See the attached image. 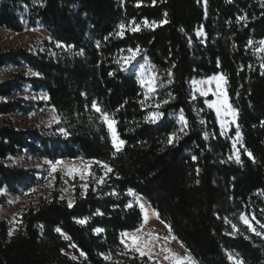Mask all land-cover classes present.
I'll use <instances>...</instances> for the list:
<instances>
[{
  "label": "trees",
  "instance_id": "1",
  "mask_svg": "<svg viewBox=\"0 0 264 264\" xmlns=\"http://www.w3.org/2000/svg\"><path fill=\"white\" fill-rule=\"evenodd\" d=\"M145 18L167 23L150 29ZM133 20L139 31H131ZM0 27H42L52 37L0 50V68L20 69L0 81V114L50 106L59 117L51 127L0 125V188L19 193L36 182L35 170L14 161L25 153L93 162L86 191L74 187L72 207L57 178L50 197L24 209L19 232L10 236L0 219V264H160L122 242V232L143 221L131 192L198 264H234L229 253L243 264H264V235L250 233L240 219L264 222V53L253 50L264 39V0H0ZM137 48L126 64L125 52ZM143 62L155 77L154 91L136 74ZM218 74L239 113L240 163L229 159L236 128L224 135L206 103L211 96L191 85ZM26 84L47 99L18 96ZM93 101L116 121L126 142L121 150ZM151 113L161 114L156 122L145 119ZM174 132L178 139L170 144Z\"/></svg>",
  "mask_w": 264,
  "mask_h": 264
},
{
  "label": "rangeland",
  "instance_id": "2",
  "mask_svg": "<svg viewBox=\"0 0 264 264\" xmlns=\"http://www.w3.org/2000/svg\"><path fill=\"white\" fill-rule=\"evenodd\" d=\"M201 29L202 28L198 29L196 33ZM199 37L202 38L204 37V31H203V35ZM51 38H52L51 35L42 27L25 28L21 32H13L4 27H0V50H5L19 45L22 46L35 45L40 43L44 39L51 40ZM124 55L125 57H127L130 55V53L126 51ZM141 65H144L143 69H141ZM141 65L137 67L136 74L138 76L139 81L141 79H144L147 82L150 78H152L151 70L149 69L148 65L145 62H143ZM19 70L20 69L14 68L11 65L0 68V81L9 78L14 72H17ZM219 76H221V74L211 76L208 78L191 80V85L195 92H198L205 97L211 96V99L206 101L208 106L213 102L219 103V100L222 99L220 95L222 90L226 91L227 93L226 84L221 82V85L218 88L217 80L213 79L214 77H219ZM141 85L144 88H146V90L149 91V86L147 84H141ZM17 95L25 98L26 100H33V101L47 99V95L45 93L32 91L28 84H26L23 87L22 91ZM228 101L230 103L229 97H228ZM210 108L214 110L220 129L224 135H228L231 127L234 128L237 127L238 117L236 118L235 123H233L232 117L230 115H225L222 111L218 116L216 108L215 107H210ZM58 121H59L58 115L56 114L54 108L50 106H43L40 109H36L28 113L17 112L10 114H0V125L4 123H12L20 128H25L30 125L51 127L55 125ZM222 123L224 124L223 127H222ZM109 134L111 137L110 131ZM234 142H236V132L234 133V136L231 137V144H232L231 156L235 160V156H234L235 149L233 148ZM240 145H241L240 142H236V149H240ZM14 161L19 165H25L35 170V176L37 177V180L29 188L22 190L19 193H13L5 187L0 188V219H3L7 222L8 234L11 231L12 235L16 234L21 229L22 213L24 209L30 204H36L39 201V199L42 197H50L51 191L54 187L57 178L60 179L61 197L65 199L68 203L69 201H71L73 204L74 201L73 191L75 185L79 186L83 193L86 191L88 178L93 165L92 161L85 160L82 158L57 159L53 161L47 158L28 155L26 153L22 154L19 157L14 158ZM57 161H61L62 163L57 164L56 163ZM53 165H56L55 171H53ZM70 171L71 174H69ZM130 195L132 197V201L140 209H141L140 204L144 205V209H141L143 221L137 229L133 231L122 232V234L124 233L128 234L127 236L121 234V239L123 244L125 246L127 245L126 247L128 249L136 251L135 247L132 246L133 241L131 237L133 235L138 236L139 241L137 243L144 251L145 253L144 255L148 256L150 259L156 260L160 264H175V260L172 258V254H176L180 257H184L186 255L191 256V254L179 243V241L176 238H173L175 236L172 234L169 228L160 219L157 218L156 213L151 209L148 203L141 196L133 192H131ZM242 215L246 216L249 219V221L256 228V231L258 232L264 231V229H262L259 226V224L256 223V221H260V220L257 219L256 217L255 220L252 219L254 215H247V214H242ZM241 222L243 223L242 220ZM260 223H264V222L260 221ZM249 232L255 234L250 230ZM138 253L140 254V252ZM165 257H169V258L165 259ZM235 258L239 260L236 256ZM191 264H198L192 258V256H191Z\"/></svg>",
  "mask_w": 264,
  "mask_h": 264
},
{
  "label": "snow or ice",
  "instance_id": "3",
  "mask_svg": "<svg viewBox=\"0 0 264 264\" xmlns=\"http://www.w3.org/2000/svg\"><path fill=\"white\" fill-rule=\"evenodd\" d=\"M153 2H155V0H153ZM205 3H206V0H205ZM164 15L166 17L167 13H165ZM238 20H246V16H240V17H238ZM130 23L133 25L131 27V31L136 32V31L140 30L141 26H140V24H137L135 20L131 21ZM164 23H167L166 19L157 22V21H148L147 18H145L142 21L143 26L147 27V28H150V29H154V28H156V27H158V26H160V25H162ZM118 27L121 29V31L119 33H117V34L123 36V34H124L123 30L125 29L126 25L124 23H121ZM201 35H203L202 29L197 32V36H201ZM105 39H107V37H105ZM256 43L259 44V47H254L253 50L255 52H257V53H264V39H261L260 41H258ZM253 44H254L253 41H251V40L248 41V47H252ZM99 45H100V42L97 41V47H99ZM139 51H140L139 48H137L135 51L133 49H128V52L130 53V55L124 58V62L127 64L131 60L135 59V56L138 54ZM143 68H144V65H141V69H143ZM261 68L264 69V64L261 65ZM169 75H171L170 72H169ZM213 79L217 80V87L218 88L220 87L221 82H223L224 84L227 83V80H226V78L223 75H221L219 77H214ZM140 83L141 84H147L149 86V90L150 91H154V87H152V86L155 84V77L153 76L147 82L144 79H141ZM204 94H206V93H204ZM220 95H221L222 99L219 100V103L213 102L212 104L209 105V107H215L216 110H217L218 116L220 115V113L222 111H223V113L225 115H230L232 117V122L235 123L236 118L238 117V114H239L238 113V109L233 108V106L229 103L226 91L222 90ZM167 102L168 101H163V103H167ZM91 107H92V109L95 110V112L99 113V118L101 119V121L104 124L107 125V127H108V129H109V131L111 133V140H112V144H113L115 150L116 151L121 150V148L123 147V145L126 142L124 140H122V139H119V136H118V133L116 131V128L114 127V125L116 124V121L114 119H112L109 116V114L106 111H104L98 105V103L96 101L92 102ZM156 107H159V105H156ZM160 115H161L160 113H151L149 116L145 117V119L149 120L150 122H156V120L159 119ZM179 119H180L181 122H184L185 126H187V122L185 121V118L183 116V112L182 111H181V115H180ZM223 126H224V124L222 123V127ZM60 131L64 135H67V132L64 129H60ZM181 131H183V129H181ZM205 135H207V134H205ZM175 139H178V137H177L176 133L174 132V133L170 134L169 139H168V143H170V144L173 143ZM242 139L243 138H242V134H241L240 129H239V125H237V127H236V142H240L242 144ZM236 142L233 143V148L235 149L234 156H235L236 162L240 163V150L236 149ZM244 151H245V153L248 155V157L250 159H253V161L255 160L254 156L252 155V153L249 150H247L245 148ZM113 155H115V152L113 153ZM193 159H196V157H193ZM229 159L231 160V159H233V157L229 156ZM56 163L60 164L62 162L61 161H57ZM96 163H100V162L97 161ZM103 167L105 169H107V171H109V172L112 171V169L107 164H104ZM55 168H56V165H53V171H55ZM69 174H71V171H70ZM129 191H131V190H129ZM68 206L72 207V202L71 201H69V205ZM127 206L131 207V204H129ZM140 207H141V209H144V205L143 204H140ZM98 214H102V213L98 212ZM156 215H157V218H159L158 217V213ZM240 219L243 221V223L245 225H247V227H248V229L250 231L254 232L256 235H264V233L256 231V228L253 226V224L249 221V219L246 216L241 215ZM252 219L255 220V216H253ZM78 222L81 223V224H84V223H86V220L85 219H81ZM256 223L259 224V226L262 229H264V223H260V221H256ZM41 227H43V226H41ZM233 227L235 228V226H233ZM55 231L57 233H60L64 237V239H69V237L62 232V229L59 226L55 228ZM95 231L96 232H101L103 230L102 229H95ZM233 234H235V233H233ZM9 235H12L11 231L9 232ZM122 235L127 236L128 234L124 233ZM173 238H175V237H173ZM131 239L133 241L132 246L135 247V250L140 252V254L143 256L145 253L141 249L139 244L137 243L139 241V237L133 235L131 237ZM73 247H75V245H73ZM168 251H170V250H168ZM80 254L81 255H85L82 251H81ZM101 255H104V254H101ZM73 258H75V257H73ZM110 258H111L110 256H105V259H110ZM168 258L169 257H165V259H168ZM172 258L175 260V264H185V261H188L189 264H191V256L190 255H186L184 257H180V256H178L176 254H172ZM228 258L230 260H233L234 264H243L242 260H237L235 258V256H233L231 253L228 254Z\"/></svg>",
  "mask_w": 264,
  "mask_h": 264
}]
</instances>
